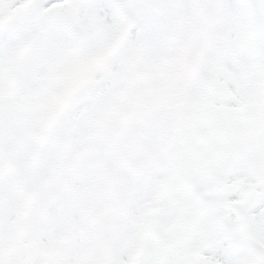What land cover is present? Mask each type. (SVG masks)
I'll return each instance as SVG.
<instances>
[{
    "label": "snow or ice",
    "instance_id": "1",
    "mask_svg": "<svg viewBox=\"0 0 264 264\" xmlns=\"http://www.w3.org/2000/svg\"><path fill=\"white\" fill-rule=\"evenodd\" d=\"M0 264H264V0H0Z\"/></svg>",
    "mask_w": 264,
    "mask_h": 264
}]
</instances>
